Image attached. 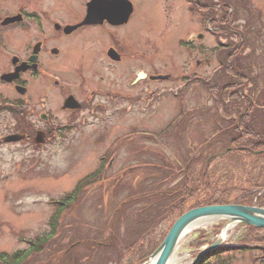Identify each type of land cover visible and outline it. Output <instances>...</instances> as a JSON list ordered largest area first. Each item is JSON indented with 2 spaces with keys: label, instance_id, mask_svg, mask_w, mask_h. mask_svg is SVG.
<instances>
[{
  "label": "rangeland",
  "instance_id": "374dc122",
  "mask_svg": "<svg viewBox=\"0 0 264 264\" xmlns=\"http://www.w3.org/2000/svg\"><path fill=\"white\" fill-rule=\"evenodd\" d=\"M86 1L0 0L2 15L16 13L18 8L24 6L26 13L35 12L39 18L33 23L27 21L29 30L27 25L23 27L25 20L12 23L13 25L10 24L4 29L0 28V42L8 44L9 48L20 51L24 55L27 52L25 48L30 42L35 39L42 40L54 34L56 29L52 22L55 16L63 20H74L84 11H81V7ZM132 1L135 2L136 11L130 23L123 27V32L128 33L138 46L146 47L148 52L154 53L153 57L142 60V64L137 59H132V64L145 65L152 72L157 68V72L169 77L164 78L163 81L159 78L140 80L130 90V100L113 101L103 112H82L77 118L76 125L62 133L65 136L64 139L43 140L42 147H37L33 142H36L35 139L38 137H44L42 134L46 133L34 127L31 129V124L34 121L39 126H44V122H41L37 114L32 112L22 116L26 121L27 133L25 134H28L30 138L5 141L7 136L23 132L17 129L19 117L12 111L6 110L8 106L3 107L0 111V256L27 250L29 240L34 241L38 237L49 235L53 218L60 208L58 202L72 191L75 193L74 188L79 181L88 176L90 179L100 167L102 158H106L108 154L109 159L105 164L106 169L103 175L90 180L83 191L86 194H82L85 196L80 195L73 210L71 205L60 214L57 238L63 236L69 229L76 230V227L89 233L92 228L90 226H95L92 223L97 224L100 218L98 226L105 229L102 240L108 239L112 230L108 229L107 225L113 220L115 205L127 202L128 188L132 187L131 191H137L139 184L147 175L150 177L145 185L160 186V191H176L180 186L188 185L187 197H192L191 192L194 193V197L187 201L186 209L209 200L233 201L243 196L245 191L255 189L253 186L264 187V155L240 153L233 148L226 152L227 142H218L223 135L211 140L215 132L220 133L222 128L220 120H227L229 115L226 107L231 104L227 103L224 106L221 102L222 105L217 104L214 98L208 100L207 92L203 93L198 82L185 81L186 77H192L194 74L203 77L219 67L220 60L217 55L212 51L203 53L201 48L206 47L212 50L218 46L212 30L222 28V23L216 16H211L209 23L212 25L211 33L204 31L198 19H188L187 5L184 0ZM251 3L252 15L243 12L241 8L238 23H246L250 18L253 25L261 32V44L256 55L258 57L256 74L259 73L256 86L258 94L254 99L259 106H263L264 90L260 92L258 88H264V0H251ZM193 30L203 31L204 38L195 39L192 42L194 49L184 50L179 47L180 41ZM93 32H89L87 36L90 38ZM100 37L102 34L98 31L95 40L89 39L88 42L81 43L79 49L78 39L69 37L67 40L70 53L78 49L77 53L81 56L83 50L85 54L89 50L84 65L86 69L90 70L100 65L99 54L94 50L101 51L104 46L96 41ZM228 40L224 39L222 42L226 43ZM48 45H50L49 41ZM46 56L48 57V54ZM131 58L130 56V60ZM5 59L7 58L0 54V74L6 72L5 70L10 66L9 60L3 62ZM51 61H55L54 64L57 63L56 60ZM62 62L67 66L79 63L71 55H63ZM72 69L68 67L69 76L73 73ZM182 84H187L185 86L191 84L194 90L186 93L185 88L178 92L177 88ZM35 86L41 91L40 93L42 91L50 93L48 108L54 111L57 119L63 120L68 117V113L57 108L63 101L60 90L52 83L37 80H35ZM98 87L108 91L110 85L108 83L94 84L87 88ZM157 88L158 90L173 89L164 91L158 98L155 97V94L159 92ZM0 92L11 98L16 95L14 90L1 82ZM139 94H142V98L138 96ZM231 109L234 110L233 107ZM238 112L239 109L232 116L237 118ZM170 124L172 127H168ZM133 131L142 135L133 134ZM159 132H163V135L159 136ZM209 140L211 143L205 145ZM207 157L212 159L208 171L205 170ZM148 160L159 165L167 162L173 166V171L168 172L170 176L167 179L159 178V173H149L152 168L141 166ZM134 165L141 167L134 172H123ZM147 186L144 187V191L149 190ZM128 205L130 206L129 203ZM87 223H90L89 227ZM170 224L169 220L157 224L151 235L154 241L149 243L158 242ZM223 224L224 221H218L186 235L179 243L175 256L181 259L182 264H191L201 246L217 239ZM244 231L242 225L231 228L227 233L225 244L232 245L239 242ZM70 240L71 237L61 239L62 244ZM126 242L127 240L119 243L122 248L121 255H125L121 264H133L141 256V251L148 250L149 243L144 245L142 250L138 246L125 253V248L129 246ZM49 244L51 243H44L43 248H49ZM87 254L88 251H82L80 258L85 259V256L87 258ZM259 254L256 250L233 254L230 264H254ZM49 255L50 252H46L31 258L36 260L40 258L39 260H47V264H54L53 260L49 261L51 258ZM31 258L27 259L29 264H33ZM108 258L110 261L107 264H119L118 257ZM86 263H94L93 258ZM63 264H65L64 261Z\"/></svg>",
  "mask_w": 264,
  "mask_h": 264
},
{
  "label": "trees",
  "instance_id": "16d2710c",
  "mask_svg": "<svg viewBox=\"0 0 264 264\" xmlns=\"http://www.w3.org/2000/svg\"><path fill=\"white\" fill-rule=\"evenodd\" d=\"M236 3H238V0H236ZM236 3L234 4L237 8L240 5H243V8L246 9L252 7L250 0H243L240 5ZM248 12L251 14L250 8H248ZM217 13L219 14V12L212 11V17ZM220 18L227 27V39L229 40L225 46L222 45L216 49L217 52L220 51L219 54L226 60V65H224L223 76L217 79V82H215L216 85L213 83L212 89L216 91L221 98V103L227 105L229 101H232V105L227 107L229 119L220 120L222 123L221 131L219 134L215 132L213 135L217 134V136L211 140H215L217 137L223 135L222 139L218 142L223 143L226 141L228 145L227 151L235 149L240 153H251L257 154L258 156L264 155V110L260 107H254L251 104L245 107L244 99L248 83L252 81L257 85L256 77H252V75H254V66L256 65V62L253 60L255 55L249 59L251 55L245 54L244 51L247 47H250L251 50H253L251 53L254 54L261 32L253 25L250 18H248L246 23L243 22V24L231 27L230 25L239 19V12L236 11L231 17V14H229V7L223 8V12H221L219 16V19ZM231 37L236 38L233 39ZM247 90L251 92V99H253L256 93V87H249ZM241 91L243 93H241ZM231 107H233L234 110H232ZM246 108L247 110L245 111ZM238 109L239 112L237 115L240 117L237 119L232 115L235 114ZM9 111L12 110L10 109ZM225 111L227 110L225 109ZM16 116L19 117V127H17V129L27 133L25 128V117H21L18 114ZM22 125L24 126L21 127ZM211 140L207 141V143H211ZM211 160L210 157L206 158V171H208ZM151 161L152 160H148L144 162L147 167L152 168L149 170V173H159V178L162 179H167L170 176L168 172H170V170L173 171V166H171V164L164 162V165H159ZM165 166L167 168H165ZM102 168L91 176V181L93 180L92 178L98 177L97 174L100 175L102 173ZM135 169L138 168L132 167L124 173L134 172ZM149 177L150 176L147 175L144 181L139 184L137 191L133 192L131 191L132 187L131 189L130 187L128 188L129 194H127V202L125 201L121 205H115L116 209L113 212L114 222L112 220L109 225H107V228L112 230V234L108 239L102 240V234H104L105 229L98 226L100 218L97 224L92 223V225L95 226H90L92 228L89 230L91 232L88 231L89 233L83 232V230H81L82 228L79 229L76 227V230L69 229L63 236L61 235L60 238L56 237L57 235L59 237L57 231L60 214L71 207V205L73 210L76 203L79 201L80 195L86 194V192L83 191L90 180H85L79 184L75 193L67 195L61 202H58L60 203V208L53 218L52 230L49 235L43 236L42 238L38 237L35 241H30V247L27 250L23 249L17 251L13 255H1L0 264H29L27 260L29 257L31 258L34 255L36 256V254H43L46 252H50L49 256H51V258L49 261L53 260L55 262L54 264H63V261L65 264H87L86 262H90L92 258L94 261L92 264H107L110 261L108 257H118L119 264H121L125 255H121L122 248H120L119 243H124L127 240L126 243L129 246L125 248V253L134 250L138 246L142 250L144 245H147L150 241H154L151 235L156 225L165 220H169L171 224L169 228L162 233L160 240L158 242L149 243L148 250L141 251V256L133 264L147 260L149 255L160 245L175 220L188 210L186 209L187 201L194 197L193 192H191V198L187 197V192L189 191L188 185L180 186L176 191H160V186L154 187V184L149 187L145 185ZM119 184H121L120 181ZM145 186L149 187L148 191L143 190ZM253 188L255 189L245 191L243 196L233 201L222 199L209 200L196 206L225 203L252 205L255 203V200L259 206H264V193L260 192L262 187L253 186ZM82 196L84 197L85 195ZM87 224V227H89L90 223ZM105 224L106 222L103 226ZM123 229L125 230L122 232ZM67 237H71V240L66 244H64V242L62 244L61 239L63 238L64 240ZM49 242L51 243L49 244V248H43L44 243ZM239 245L241 246L239 248L230 247L220 251L216 250L202 258L199 264H230L233 259V254L254 250L260 253L259 257L254 260V264H264V229L248 227ZM84 250L88 251L87 258L85 256V259L80 258L81 252ZM31 259L33 264L48 263L47 260H39L40 258L37 260L36 258ZM104 260H106V262H104Z\"/></svg>",
  "mask_w": 264,
  "mask_h": 264
},
{
  "label": "flooded vegetation",
  "instance_id": "af4514ba",
  "mask_svg": "<svg viewBox=\"0 0 264 264\" xmlns=\"http://www.w3.org/2000/svg\"><path fill=\"white\" fill-rule=\"evenodd\" d=\"M88 1L81 7V11H84L76 19L65 20L64 22L62 20L60 26H55V23H53V27L56 30L52 36L45 37L41 40V50L35 64L30 59L33 55L34 45L39 39L27 45L25 48L27 52L24 55L20 51H16L20 59L15 60L13 57H6L7 59L3 61L9 60L10 66L5 70L6 72H1L0 76L3 73H10L13 77L10 82L2 80L0 82L14 90L16 95L11 98L3 92H0V104L2 105L3 101H6L7 104L15 106L17 112L20 111L19 107L22 105L24 107L23 113L32 112L37 114L41 122H44V126H39L33 121L31 129L34 127L42 131L44 130L47 139L57 137L59 133L62 134L67 129L73 128L77 122V118L84 111L87 113L103 112L107 110L109 103L113 101L130 100V90L138 76V72L140 70L147 71L145 65L132 64V59H137L141 64L142 60L148 59L147 48L138 46L129 37L128 33L123 32V27L130 23L136 8L126 22H122L119 19L104 18L95 24L84 25L71 32H65L66 25L76 24L84 19ZM98 31L102 34V37L96 41L99 44H104L101 51L94 49L99 54L100 65L89 70L84 68L89 50L86 54L83 50L81 56L77 52L81 43L88 42L89 39L95 40L98 36ZM89 32H93L90 38L87 36ZM69 37H74L79 40V46L76 52L70 53L67 47ZM48 41L50 45H48ZM46 54H48V57ZM63 55H71L79 63L77 65L67 66L62 62ZM130 56L132 57L131 60ZM51 60H56L57 63L54 64L55 61ZM22 63L27 64V66L22 67ZM68 67L73 68L71 76L67 74ZM132 76H134V81H132ZM35 80L43 81V83H52L60 90L63 101L57 108L64 113H68L67 118H63V120L56 118L54 111L48 108L50 93L48 91H42L40 93L41 91L35 86ZM105 83L110 85L108 91L101 87L87 88L90 85H104ZM71 95L81 103L80 110L64 107L65 101ZM139 96L142 98V94H139ZM98 99L107 101H99Z\"/></svg>",
  "mask_w": 264,
  "mask_h": 264
},
{
  "label": "water",
  "instance_id": "95a60500",
  "mask_svg": "<svg viewBox=\"0 0 264 264\" xmlns=\"http://www.w3.org/2000/svg\"><path fill=\"white\" fill-rule=\"evenodd\" d=\"M23 137V135L14 134L7 136L5 141H18ZM36 141L41 142L42 139L37 138ZM209 219L224 221L221 234L212 244L199 251L192 264H198L203 256L221 247L225 242V235L230 228L236 225L264 228V207L243 204H221L190 209L174 222L162 243L148 258L147 264H171V260L175 258V252L179 243L189 234L188 230L192 226L191 224Z\"/></svg>",
  "mask_w": 264,
  "mask_h": 264
},
{
  "label": "bare ground",
  "instance_id": "6f19581e",
  "mask_svg": "<svg viewBox=\"0 0 264 264\" xmlns=\"http://www.w3.org/2000/svg\"><path fill=\"white\" fill-rule=\"evenodd\" d=\"M218 221H221V220H216V219H209V220H202V221H199V222H195L193 224H191L192 226L189 228L188 232L191 233L192 231L204 226V227H208V226H211L213 225L214 223H217ZM226 236V235H225ZM171 264H182L181 263V259L175 257L171 260Z\"/></svg>",
  "mask_w": 264,
  "mask_h": 264
}]
</instances>
